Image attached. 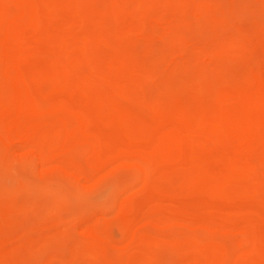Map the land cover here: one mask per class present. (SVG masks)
I'll return each instance as SVG.
<instances>
[{
    "label": "rangeland",
    "instance_id": "obj_1",
    "mask_svg": "<svg viewBox=\"0 0 264 264\" xmlns=\"http://www.w3.org/2000/svg\"><path fill=\"white\" fill-rule=\"evenodd\" d=\"M124 1L0 0V264H264V0Z\"/></svg>",
    "mask_w": 264,
    "mask_h": 264
},
{
    "label": "bare ground",
    "instance_id": "obj_2",
    "mask_svg": "<svg viewBox=\"0 0 264 264\" xmlns=\"http://www.w3.org/2000/svg\"><path fill=\"white\" fill-rule=\"evenodd\" d=\"M46 1H47V0H46ZM48 1L50 2L51 0H48ZM122 1L125 2L124 0H122ZM111 2H112V0H111ZM123 2H122V3H123ZM135 2H136V1H135ZM74 3H75V2H74ZM112 3H113V2H112ZM112 3L108 2L107 5H108V4H109V5H110V4L112 5ZM125 3H128V2H125ZM51 4H52V3H51ZM113 4H115V3H113ZM52 5H53V4H52ZM107 5H106V6H107ZM109 5H108V6H109ZM48 6H49V5H48ZM50 6H51V5H50ZM114 7H115V8H118V7H116V6H114ZM105 8H106V7H105ZM111 8H112V6H111ZM26 9H27V8H26ZM36 9H37V8H36ZM6 10H7V9L4 8V7H2V6L0 7V16L3 15V16H2L3 18H4V16L7 15V14H6V13H7ZM131 10H132V9H131ZM25 13H27V11H26ZM125 13H126V12H125ZM110 15H111V14H110ZM102 16H103V15H102ZM98 17H99V16H98ZM24 20H25V21L27 20V16L24 18ZM105 20H106V19H105ZM112 20L115 21V17H114V16L112 17ZM21 22H22V21H21ZM3 23H4V22L1 21L0 24L3 25ZM100 23H102V22L97 21V23H96L97 26H102ZM96 24H95V26H96ZM113 24H114V22H113ZM91 25H92V22H91ZM103 25L106 26V25H108V24H107V22L105 21V23L103 22ZM92 26H93V28H94V25H92ZM106 27H107V30H108V26H106ZM3 29H4V28H3ZM103 34H105V32H104ZM113 34H114V33H113ZM88 36H89V35H88ZM106 36H107V35H106ZM114 36H115V35H114ZM81 37H82V36H81ZM94 39H95V38H94ZM58 40H60V41H59L60 43H61V40H63L62 44H63V43H66V41L64 42V39H59V38H58ZM77 42H78V43L80 42V44L82 43V45L84 44V42H82V41H80V40L77 41ZM67 43H69V42H67ZM75 43H76V42H75ZM87 43H88V41H87ZM62 44H61V45H62ZM102 44H103V43H102ZM14 45L16 46V44H14ZM74 45H76V44H74ZM64 46H66V45L64 44ZM87 47H90V46L88 45ZM64 49H65V48H64ZM64 49H62V50H64ZM62 50H60V49L58 48V51H57V52H59V51L62 52ZM63 52H64V54H62V56H65L67 50H64ZM63 52H62V53H63ZM83 55H84V54H83ZM60 56H61V54H60ZM85 56H87V55H85ZM85 56H83L84 59H85ZM99 56H100V55H99ZM9 57L11 58V56H9ZM93 57H94V56H92V58H93ZM0 58H1V55H0ZM57 58H58V57H57ZM81 58H82V57H81ZM83 58H82L81 60H84ZM79 59H80V58H79ZM94 59L96 60V57H94ZM0 60H1V59H0ZM101 60H102V63H104V62L107 61V60L104 61V60H103V57H102L99 61L101 62ZM10 61H11V60H10ZM55 61H56V60H55ZM85 62H86V61H85ZM85 62H83V63H85ZM107 62H108V61H107ZM81 63H82V61L80 62V64H81ZM10 64H11V63H10ZM55 64H56V62H55ZM91 64H92V67H93V63H92V62H91ZM11 65H12V64H11ZM66 65H67V64H66ZM0 67H1V66H0ZM57 67H58V66H57ZM64 68L66 69V66H64ZM70 68H71V67H70ZM58 69L61 70V68H58ZM68 69H69V68H68ZM191 69H192V68H191ZM8 70H9V67L0 68V86L3 85V82H4V81H6V80H3V79H6V76H5V75H4L5 78H3V72H4V73H5V72H8ZM59 70H57V71H59ZM188 71H189V70H188ZM39 72H40V71H38L37 73H39ZM60 72H61V71H60ZM63 72L65 73L64 70H63ZM83 72H85V71H83ZM96 72H97V71H96ZM92 73H93V72H92ZM98 73H99V72H98ZM57 74H59V75L56 76V77L59 78V77H60V73L58 72ZM89 74H90V73H89ZM71 75H72V74H71ZM71 75H70V76H71ZM92 75H93V76H92ZM92 75H91V76H92L91 78L93 79V81H92V79H89L90 76L88 75L89 77H86V78L83 77V78H84V83H85L86 85H89V86H92V85L96 84V85H95L94 87H92V88H94V89L97 88V90H98V91H97V94H98V95H97V98H98V100H99V103H98V104H99V107H100L101 110H102L101 112L104 114V113L108 110L107 108L114 107L115 105H117V104L119 103L118 100H117L118 98H116L117 96H111V95H107L106 97H103L104 95H103V96L101 95L102 93H101V91H100V87H101L103 84H105V83H104L105 80H104V81L102 80V81H100L99 83H97V82H98L97 79H99L100 77L98 78V77L96 76V77H97V79H96L95 75H94V74H92ZM63 76H64V75H63ZM63 76L61 75V78H62ZM65 76H66V75H65ZM53 77H54V76H53ZM66 77H68V76H66ZM66 77H64V78H66ZM94 77H95V79H94ZM146 77H147V76H146ZM168 78H169V77H168ZM183 78H184V77H183ZM7 79H8V78H7ZM193 79H194L193 81H195V83H197V82L199 81V78H196V77L194 78V77H193ZM197 79H198V80H197ZM57 80H58V79H57ZM64 80H65V79H63V81H62V80H61V81L64 82ZM66 80H67V79H66ZM66 80H65V81H66ZM94 80H97V82H95ZM7 81H8V80H7ZM7 81H6V82H7ZM76 81H77V80H76ZM106 81H107V80H106ZM101 82H103V83H101ZM107 82H108V81H107ZM7 83H9V82H7ZM192 83H194V82H192ZM90 84H92V85H90ZM97 84H98V85L100 84V85L98 86ZM109 84H111V82H109ZM132 84H133V83H131L130 85L133 87ZM4 85H5V83H4ZM4 85H3V86H4ZM6 85H8V84H6ZM6 85H5V86H6ZM113 85H114V83H113ZM188 85H189V87H190V83H189ZM191 85H192V84H191ZM215 86H217V87H215ZM215 86H214L215 88H218V87L221 86V85H215ZM168 87L170 88L169 91H172V90L174 91V89L177 88V87H175V84H171V86H168ZM193 87H194V86H193ZM6 88H7V86H6ZM98 88H99V89H98ZM190 88H191V87H190ZM215 88H214V89H215ZM3 90H4V91H7V90H5V88H3ZM3 90H1V92H2ZM95 90H96V89H95ZM101 90H102V87H101ZM131 90H132V88H131ZM131 90H130V91H131ZM215 90L217 91V89H215ZM215 90H214V92L211 94L212 96L210 95V96H211V97H210V100H212L213 94L216 93ZM4 91H3L2 93L0 92V93H1V94H0V116H1V118H3L5 121H7V124H8L7 127H10L9 125L11 124V121L13 120V116H12V115H13L14 109L16 108V107L14 108V105H16V101L13 100L12 98H10L9 94H8L7 92H4ZM41 91H42V93H43V91L45 92L44 89H42ZM125 91H126V90H125ZM169 91H168V92H169ZM227 91H228V90H227ZM227 91H226V92H227ZM177 92H178V91H177ZM202 92L204 93V91L201 90V91H200V94H203ZM228 92H229V91H228ZM125 93H126V92H125ZM192 93H193V92H192ZM197 93H198V92H197ZM190 94H191V93H190ZM204 94H205V93H204ZM227 94H229V93H227ZM222 95H223V94H222ZM122 96H125V95L122 94ZM165 96H166V93L164 94V96H161V98L159 99V102H160V103H164V101L166 100ZM230 96H231V95H230ZM92 97H93V96H92ZM125 97H126V96H125ZM166 97H167V96H166ZM222 97H223V96H222ZM227 97H228V96H227ZM141 98H142V97H140V99H141ZM95 99H96V97H95ZM187 99H188V98H187ZM217 99H218V98H217ZM239 99H241V98H239ZM45 100H46V99L43 98V102H44ZM90 100H92V99H90ZM90 100H88V101H90ZM144 100H145V99H144ZM185 100H186V99H185ZM190 100H191V98H190ZM192 100H195V99H192ZM252 100H253V99H252ZM24 101H25V103H26V100H24ZM92 101H94V99H93ZM151 101H152V103H153L154 100H151ZM253 101H254V100H253ZM43 102H42V103H43ZM46 102L48 103L47 100H46ZM145 102H146V100H145ZM182 102H183V101H182ZM90 103H91V104H94L93 102H90ZM90 103H89V105H90ZM96 103H97V102H96ZM4 104H5V105H4ZM26 104H27V103H26ZM43 104L45 105V102H44ZM48 104H49V103H48ZM48 104H47V105H48ZM78 104H80V107H82V106H81V105H82V102H80V103L78 102ZM98 104H97V105H98ZM145 104H146V103H145ZM185 104H186V105H185ZM195 104H196V103H195ZM224 104H225V103H224ZM44 105H43V106H44ZM74 105L77 106L76 104H74ZM87 105H88V104H87ZM146 105H147V104H146ZM146 105H144L143 108H146V109H145L146 111H150V112H151L152 109H150V108L147 109L148 106H146ZM181 105H182V104H181ZM183 105H185V106L189 105V101L187 100V102H186V103H183ZM201 105H202V104H201ZM24 106H25V105H24ZM75 106H73V107H75ZM90 106L92 107L93 105H90ZM90 106H87V107H88L87 110H90V109H89V108H91ZM5 107H7V108L5 109ZM45 107H46V106H45ZM78 107H79V106H78ZM94 107H95V108H93V109H96V106H95V105H94ZM140 107H142L141 104H140ZM152 107H153V105H152ZM188 107H190V106H187V108H188ZM26 108H27V107H26ZM143 108L140 110V109H139V106H138V108H137V110H135L134 114H136L137 112H140V113L143 114L144 112H141L142 110H144ZM16 109H17V108H16ZM79 109H80V108H79ZM84 109H85V108H84ZM166 109H167V108H166ZM209 109H210V108H209ZM85 110H86V109H85ZM97 110H98V109H97ZM185 110H187V109H185ZM103 111H105V112H103ZM136 111H137V112H136ZM178 111H179V110H178ZM182 111H183V110H181V113H183ZM215 111H216V110H215ZM215 111H214V110H213V111L210 110L211 113H213V112H215ZM88 112H89V113H87V115L90 114V111H88ZM101 112H100V113H101ZM152 112H153V111H152ZM188 112H189V111H188ZM207 112H208V111H207ZM210 112H208V113H210ZM216 112H217V111H216ZM100 113H99L98 115H100ZM122 113H123V114H120V116L118 115V117H116V118H117V119L119 118V119H121V120H123V121L129 123V121L132 119V116H133V115H131V114H132L133 112H132L131 114H128L127 112H122ZM171 113H172V112H171ZM181 113L179 112V116L182 117V115H183L184 118H186V120H187V116H186V115H188V114H187V113H186V114H185V113L181 114ZM199 113H200V112H199ZM208 113H207L206 115H208ZM91 114H92V111H91ZM91 114H90L89 116H91ZM172 114H173V113H172ZM45 115H46V114H45ZM153 115H154V113L152 114V116H153ZM209 115H210V114H209ZM228 115H230V113H229ZM235 115H237V114H235ZM89 116H88V117H89ZM96 116H97V115H96ZM96 116H95V118H96ZM146 116H147V117H146ZM146 116L144 115V117H146V118L148 119L149 116H148L147 114H146ZM238 116H239V115H238ZM250 116H251V115H250ZM17 117H18V115H17ZM22 117H23V116H22ZM48 117H49V118H48ZM173 117H174V116H173ZM173 117H172V118H173ZM247 117H248V116H247ZM1 118H0V119H1ZM44 118H45V116H44ZM44 118H43V119H44ZM65 118H66V117H65ZM90 118H91V117H90ZM90 118H89V119H90ZM139 118H142V116L138 117V119H139ZM146 118H145V119H146ZM188 118H189V117H188ZM3 119H2V121H3ZM37 119H38V118H37ZM47 119H49V120L52 122V120H55L56 118H54V116H53V117H52V116L50 117V115H49V116L47 115ZM112 119H115V117H113ZM138 119H137V120H138ZM149 119H150V118H149ZM151 119H152V118H151ZM151 119H150V120H151ZM23 120H26V119H23ZM137 120H136V121H137ZM235 120H238V119L232 118V121H235ZM97 121H98V123L100 122L98 116H97ZM200 121H202V118L199 119V117L197 118V116H196V119H192V121H190V124H189V125H190V127H191V129H192L191 131H192L193 133L199 131V122H200ZM241 121H242V120H241ZM12 122H13V121H12ZM111 122H112V121H111ZM113 122H114V121H113ZM130 122H132V121H130ZM153 122H156V121H154V119H153ZM153 122H151V124H152ZM216 122H217V120H216ZM237 122H240V120H238ZM0 123H1V122H0ZM57 123H58V122H57ZM127 123H126V124H127ZM132 123H133V122H132ZM156 123H157V122H156ZM188 123H189V122H188ZM2 124H4V126H5V122H4V121H3ZM7 124H6V125H7ZM25 124H27V123H25ZM124 124H125V123H124ZM151 124H148V125L152 126ZM211 124H212V123H211ZM69 125H70V123H68V126H69ZM98 125H100V123H99ZM130 125H131V124H130ZM132 125H134V123H133ZM145 125H146V124H145ZM185 125H186V124H185ZM208 125H209V124H208ZM216 125H217V124H216ZM4 126H2V128H3ZM11 126H12V125H11ZM20 126H22V125H20ZM52 126H55V125L52 124ZM213 126H214V124H213ZM5 127H6V126H5ZM26 127H27V126H26ZM98 127H100V126H98ZM98 127H97V129H99V131H101L100 128H98ZM124 127H125V126H124ZM159 127H160V126H159ZM167 128H168V127H167ZM202 128H203V126H202ZM4 129H6V128H4ZM121 129H124V128H121ZM130 129H131V126H130L127 130H130ZM134 129H135V127H134ZM150 129H151V128H150ZM160 129H161V128H160ZM163 129H164V128H163ZM169 129H170V128H169ZM214 129H215L214 131H216V132H215L216 134H220V132L222 131V125H221V123H219V125L215 126ZM7 130H8V129H7ZM7 130H6V132H7ZM135 130H136V129H135ZM188 130H189V129H188ZM206 130H208V128H207ZM130 131H132V130H130ZM150 131H153V130H150ZM150 131H147V132H150ZM174 131L176 132V130H174V129H173V131H171V135L173 134L172 132H174ZM179 131H180V130H179ZM186 131H187V130H186ZM208 131H209V130H208ZM51 132H52V131H51ZM56 132H57V131H56ZM124 132H125V131H124ZM126 132H127V131H126ZM132 132H133V131H132ZM156 132H157V131H156ZM158 132H159V131H158ZM52 133H53V132H52ZM62 133H63V132H62ZM100 133H101V134H100L101 136L104 134V135H103L104 139L102 138L104 141H105L106 138L109 139V140L111 141V139L109 138V137H111V135H108V134H106V133H104V132L102 133V131H101ZM144 133H145V134H148V133H146V129H145V132H144ZM160 133H161V132H160ZM181 133H182V132H181ZM188 133L191 134V132H188ZM105 134H106V135H105ZM155 134H156V133H155ZM155 134L153 135L154 137L156 136ZM194 134H195V133H194ZM216 134H215V135H216ZM107 135H108V136H107ZM148 135H149V134H148ZM148 135H147V136H148ZM157 135H158V134H157ZM174 135H175V134H174ZM179 135H180V134H179ZM183 135H184V134H183ZM185 135H186V134H185ZM56 136H57V135H56ZM176 136H177V135H176ZM191 136H195V137H193V138H196V137H197L196 135H191ZM198 136H201V137L198 138V140H199V139L201 140V139H204V138H205V137H204L205 135H203V134L198 135ZM38 137H39V136H38ZM58 137H59V136H58ZM138 137H139V136H138ZM138 137H137V138H138ZM188 137H189V136H188ZM59 138H62V136L59 137ZM119 138H120V137H119ZM157 138H158V137H157ZM186 138H187V137H186ZM62 139H63V138H62ZM128 139H130V138H128ZM152 139H153V138H152ZM189 139H190V138H189ZM206 139H207V138H206ZM52 140H53V139H52ZM120 140H122V139L120 138ZM120 140H117V141L119 142ZM126 140H127V139H126ZM126 140H125V143H124L123 141H121V142H120V143H121L120 145L124 147L125 144H128V143H126ZM154 140H155V138H154ZM184 140H185V139H184ZM200 140H199V141H200ZM54 141H55V140H54ZM60 141H61V140H60ZM104 141H103V142H104ZM114 141H115V140H114ZM117 141H116L115 143H113V141H111V142L114 144V145L111 146V148L113 147V149H116L115 145L117 144V146H118V142H117ZM173 141H174V142H178L177 137H176ZM187 141H188V138H187ZM189 141H190V140H189ZM199 141H198V142H199ZM93 142H94V141H93ZM122 142L124 143L123 145H122ZM129 142H130V141H129ZM133 142H134V141H133ZM133 142H132V143H133ZM157 142H158V141H157ZM194 142H195V145H197V143H196L197 141H194ZM79 143H80V142H79ZM96 143H97V142H96ZM190 143H191V142H190ZM200 143H201V141H200ZM200 143H199V144H200ZM103 144H104V143H103ZM150 144H151V143H150ZM150 144H149V145H150ZM184 144H185V143H184ZM205 144H207V143H205ZM90 145H91V144L88 143V148H89ZM94 145H95V143H94ZM152 145H153V144H152ZM163 145H164V143H163ZM166 145H167V144H166ZM190 145H192V144H190ZM202 145H203V144L198 145V146L201 147ZM108 146H109V144H108ZM125 146H127V147H129V148H130V147L132 148V145H131V144H130V146H129V144H128V145H125ZM150 146H151V145H150ZM193 146H194V145H193ZM207 146H208V144H207ZM97 147H98V144H97ZM152 147H153V146H152ZM166 147H167V146H166ZM187 147H189V145L187 146V143H186V144H185V149H186L185 151L188 152V155H189V157H190L191 154H189V153L193 152V151H192L193 149L190 148L191 150H188ZM167 148H168V147H167ZM89 149H91V146H90ZM107 149H108V151H110L109 148H107ZM107 149H106V150H107ZM195 149H196V147H195ZM198 149H199V147H198L197 150H196L197 152H198ZM44 150H45L46 152H48V148H47V146H46V149H44ZM160 150H161V149H160ZM176 150H177V149H176ZM87 151H88V150H87ZM115 151H117V150H115ZM115 151L112 150V153H111V152H109V153H111V154H115ZM144 151H145V150H144ZM144 151H143V152H144ZM178 151H179V150H178ZM185 151H184V152H185ZM190 151H191V152H190ZM113 152H114V153H113ZM158 152H159V155H157V157H156V159H155V160H156L155 163L158 162V160L161 159V157H160V154H161V153H160V151H157V153H158ZM187 152H185V153H187ZM70 153H71V154L73 153L72 150H71ZM145 153H146V152H145ZM42 154H44V151L42 152ZM175 154H176V153H175ZM193 155H194V154H193ZM196 155H198V154H196ZM196 155H195V156H196ZM72 156H73V155H72ZM176 156H177V155H176ZM185 156H186V154H185ZM185 156H184V157H185ZM189 157H188V158H189ZM185 158H186V157H185ZM185 158H184V159H185ZM188 158H186V160H187ZM126 159H128V158H126ZM133 159H134L135 165L140 166V167L142 168V170H143L145 173L148 172V170L151 168V165H148V163L146 162V160H144L143 158H133ZM133 159H132V160H133ZM171 159H172V158H171ZM204 159H205V158H204ZM207 159H209V158H207ZM3 160H4V159H3ZM198 160H199V158H198ZM205 160H206V159H205ZM193 161H194V160H193ZM196 161H197V160H196ZM196 161H195V162H196ZM202 161H203V160H202ZM191 162H192V161H191ZM200 162H201V161H200ZM205 162H206V161H205ZM234 162H235V161H234ZM184 163H185V162H184ZM201 163H202V162H201ZM191 164H193V163H191ZM191 164H190V165H191ZM205 164H206V163H205ZM230 164H231V163H230ZM235 164H236V163H235ZM182 165H183V162H182ZM211 165H212V164H211ZM211 165H210V167H211ZM89 168H91V167H89ZM188 168H189V167H188ZM206 168H207V167H206ZM213 168H214V167H213ZM233 168H234V167H233ZM76 169H78V168H76ZM191 169L194 170V168H191ZM191 169H190V170H191ZM200 169H201V168H200ZM231 169H232V168H231ZM92 170H93V169H92ZM196 170H198V169H196ZM232 170H233V169H232ZM93 171H95V170H93ZM190 173H191V172L189 171V174H190ZM192 173H193V172H192ZM214 173H216V172H214ZM214 173H212V174L214 175ZM234 173H235V172H234ZM219 174H220V172H219ZM145 175H146V174H145ZM220 175H221V174H220ZM227 175H229V172L227 173ZM171 176H172V175H171ZM189 176H191V175H189ZM211 177H213V176H211ZM225 177H226V176H225ZM229 177H230V176H229ZM219 178H220V177H219ZM186 180H187V179H186ZM160 181H161V180H160ZM214 181H215V182H216V181L218 182V180H216V178H214ZM214 181H213V182H214ZM157 182H158V181H157ZM159 183H160V182H159ZM216 185H217V184H216ZM164 188H165V187H164ZM172 188H174V187H172ZM172 188H171V189H172ZM227 188H228V187H227ZM166 189H167V188H166ZM175 189H176V188H175ZM225 189H226V187H225ZM225 189H223V190H225ZM172 190H173V189H172ZM227 190H228V189H227ZM212 192H213V191H212ZM226 192H227V191H226ZM213 193L216 194L215 192H213ZM228 193H229V191H228ZM263 193H264V192H263ZM95 252H96V251H95ZM89 254H90V253H89ZM99 256H101V255L99 254ZM103 256H104V257L101 256L100 259L103 260V262H105L104 259L107 260V257L105 258V255H103ZM62 257H63V256H62ZM94 257L96 258V256H94ZM103 258H104V259H103ZM87 259H88V258H87ZM87 259H85V262L88 261V263H89L90 259H89V260H87ZM82 260H83V259H82ZM91 260H92V259H91ZM97 261H99V260H97ZM93 262L97 263L95 260H93ZM100 262H101V261H100ZM101 263H102V262H101ZM66 264H67V263H66ZM75 264H76V262H75ZM99 264H100V263H99ZM102 264H104V263H102Z\"/></svg>",
    "mask_w": 264,
    "mask_h": 264
}]
</instances>
